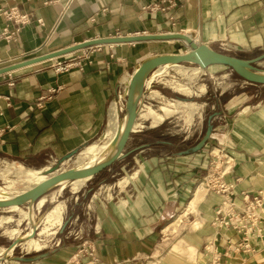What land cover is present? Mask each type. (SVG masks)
I'll return each instance as SVG.
<instances>
[{"label": "crops", "instance_id": "0c3cea01", "mask_svg": "<svg viewBox=\"0 0 264 264\" xmlns=\"http://www.w3.org/2000/svg\"><path fill=\"white\" fill-rule=\"evenodd\" d=\"M14 8L27 19L17 24L0 14V69L95 39L171 33L192 35L201 45L243 59L264 51V0H0L1 10ZM174 42L181 41L95 46L0 76V159L39 165L68 159L102 142L124 82L145 61L139 60L142 52L152 43ZM244 84L255 93L243 91L244 96L228 104L224 118L230 117V122L214 125L212 137L231 145L233 164L224 181L239 180L237 191L252 195L264 188V86ZM146 139L152 146L156 137ZM197 156L164 159L167 170L162 175L172 179L175 196L186 194L197 174L190 162ZM224 199L216 193L208 196L212 216ZM240 199L237 203L244 204ZM160 218L157 213L145 219L137 232L144 241L128 244L125 250L104 239L100 247L77 245L53 256L37 255L35 261L27 254L13 264H72L89 252L100 264H150L144 258L159 251L153 242L154 233H161L156 229ZM209 230L211 237L216 232L212 223ZM208 260L204 253V264Z\"/></svg>", "mask_w": 264, "mask_h": 264}, {"label": "rangeland", "instance_id": "374dc122", "mask_svg": "<svg viewBox=\"0 0 264 264\" xmlns=\"http://www.w3.org/2000/svg\"><path fill=\"white\" fill-rule=\"evenodd\" d=\"M150 46V49L142 52L140 61H146L158 56H181L190 51L189 47L182 42H174L170 46L166 43H152ZM213 50L227 53L216 48ZM263 52L261 51L259 55ZM259 67L264 69V62L260 63ZM191 77V74L184 73V71L171 69L164 77L156 79L150 89L143 91L141 99L131 116L135 117L134 128L138 124H144V128L132 134L126 147L125 157L110 173L91 180L77 194L71 190H66L56 203L48 204L40 213L36 211V206L34 205L30 204L28 206L25 204L21 206L25 211L32 212L35 225H40L47 213L56 204L61 203L62 206L66 207L63 225L57 230L56 236L52 238L45 249L31 253L30 259L37 260L35 258L37 255H43L44 257L53 256L77 245L81 246L80 249H89L94 246L100 247L104 239H108L109 242H113L116 246L121 244L124 249V246L128 244L144 241L137 234L138 230L144 227V223L147 222L144 220L161 213V218L156 223V229L159 228L161 233H154L156 241L153 242L159 246V251L154 253L155 255L153 253L150 254L144 260L150 264H156L160 261H163V264H173L174 261L204 264L203 245L206 238L209 237V227L213 219L207 199L209 195L215 193L213 190L219 185V180L221 179L218 173L221 175L226 174L223 168L226 164V156H229L228 148L231 145L229 146L224 141H214L212 136L216 132H212L203 149L194 154L198 155V158L190 162L197 174L188 183L186 194L182 198L175 196L174 192L171 191L172 179L170 178L169 180L166 175H162V171L167 170L164 159L178 156L180 152L193 148L206 134L208 120L215 113L224 112L223 115L214 117V125L218 127L225 125L226 122L229 123L230 117L224 118L228 112V104L234 102V100L238 101L239 98L244 96L243 91H246V93H255V91L232 75L222 65L204 69L203 73L195 80ZM171 80H177L182 85H187L191 88L192 94L187 91L177 92L176 86L171 83ZM203 88L206 89L205 94L201 92ZM151 91L160 93L163 98L153 96ZM260 91L264 92V89H260ZM224 92L227 93L224 94ZM177 96L181 99L176 98ZM247 97L249 99V96ZM171 100L194 102L204 104V106L195 114L192 123H189V111L185 109L172 118L166 119L161 125L153 121H144L143 114L146 107H150L157 114H162L161 107ZM154 129L158 130L157 137H168L170 142L181 143L180 147L151 148L153 146L149 145L152 142L150 139H146L144 134ZM222 131L224 135L227 134L225 130ZM86 149L87 147L65 160L50 159L41 162L39 165L32 163L23 164L28 168L34 169L49 168L50 177L59 171L81 169V166L77 165L75 161ZM159 159H163V161ZM146 160L151 161L150 165L142 169ZM4 161L8 160L0 159V168L4 165ZM138 170L141 172L136 175ZM133 176L134 178L123 190L114 186L121 179ZM227 176H224L223 179L225 180ZM201 182H204L207 189L202 202L198 204L194 211L188 213L182 220L177 221L179 216L184 214L197 186ZM179 184L181 186V183ZM94 196H96L95 199ZM173 223L175 224L171 225ZM168 227L169 229L167 230ZM150 228L154 229L155 225ZM105 232H107V238L104 235L100 236ZM136 234L138 237H133ZM22 238H27V234L23 233L18 240ZM13 243L5 239L2 236V231H0V247L5 248L4 254L0 256L1 264H13V262L29 257L19 247L20 244L9 250ZM63 247L64 249H62ZM77 250L79 252V249ZM135 252L136 250H133L129 252V255H134ZM261 252H264V250ZM89 253L83 254L82 259L78 258L80 261L75 260L72 264H100L91 260ZM253 256L242 257L238 255L237 262L238 264H252L253 259L244 263L243 258H251ZM261 256L263 258L264 254ZM259 264H264V260Z\"/></svg>", "mask_w": 264, "mask_h": 264}, {"label": "bare ground", "instance_id": "6f19581e", "mask_svg": "<svg viewBox=\"0 0 264 264\" xmlns=\"http://www.w3.org/2000/svg\"><path fill=\"white\" fill-rule=\"evenodd\" d=\"M171 69H177L184 71V73L191 74V78L193 80L197 79V77L203 73V69L201 68L185 66H168L165 68H159L152 72L148 71L141 78L137 88L129 99V113H131L136 108L141 99L143 91L150 89L151 85L156 79L164 77L165 74ZM171 83L176 86L175 88L177 89V92L187 91L189 94H192L191 88L187 85H182L177 80H171ZM151 92L153 96H159L163 98L160 93L156 91ZM201 92L205 94L206 89L203 88ZM203 106L204 104H198L194 102L171 100L168 101L165 106L161 107L162 114H157L150 107H146V110L143 114V119L145 122L153 121L154 123L161 125L166 121V119L172 118L174 115L185 109L189 111L188 121L189 123H192L195 114ZM143 128L144 124H138L134 128V132H139ZM121 138L122 127L119 121V106L118 102L115 101L111 108L109 126L106 133L102 137V142L87 147V149L76 159L75 163L80 165L81 169H95L105 166L114 156ZM232 161L233 160L230 156H226V164L223 168L226 172L231 169ZM149 165L150 161L146 160L142 169L147 168ZM49 172V168L34 169L26 167L21 162L4 161V165L0 168V201L27 185L47 179L50 175ZM64 172L66 171H59L54 175H59ZM140 172L141 171L138 170L136 175H138ZM134 176L121 179L115 184V187L123 190L129 184L131 179L134 178ZM90 181V177L66 181L67 185L63 187L61 192L53 188H44L31 192L20 198L14 202L6 212L0 215V231H2V236L9 242H16L23 233H26L27 238L20 243L19 247L26 254L42 251L48 246L52 238L56 236L57 230L63 225L66 207L62 206L61 203L56 204V206L47 213L45 219L40 223V225H35V219L32 215V212L25 211L21 208V206L25 204L28 206H30V204L34 205L36 206V211L40 213L48 204L56 203L57 200L64 194L63 191L71 190L73 193L77 194L82 191ZM108 189L110 188L108 187ZM206 192V185L204 182H201L197 186L184 214L179 216L177 221L182 220L183 217H185L188 213L194 211L198 204L202 202ZM95 198L96 196H94V199ZM174 224L175 223L171 225ZM168 229L169 227L167 230ZM4 252L5 248L0 247V256L4 254ZM262 254H264V252H261L260 254H257L251 258H244L243 261L246 263V261L253 259L252 264H259L264 260V257L262 258L261 256ZM1 263L2 261H0V264Z\"/></svg>", "mask_w": 264, "mask_h": 264}, {"label": "water", "instance_id": "95a60500", "mask_svg": "<svg viewBox=\"0 0 264 264\" xmlns=\"http://www.w3.org/2000/svg\"><path fill=\"white\" fill-rule=\"evenodd\" d=\"M151 41H181L189 47L190 51L187 54L181 56H158L146 60L141 65H139V67L134 70L132 74L126 79L118 96L119 121L122 127V138L118 143L117 149L112 159L105 166L100 168L66 171L59 175H54L48 177L47 179L27 185L0 201V215L6 212L14 202L31 192L44 188H53L61 192L63 187L67 185L66 181L84 179L88 177L93 180L95 178L110 173L117 166V164L125 157L126 147L132 134L134 133L135 117L131 116V113L134 110L129 113L128 103L132 93L137 88L139 81L148 71L152 72L159 68H165L168 66L196 67L204 70L211 66L222 65L225 66L232 75H234L241 81L252 85L264 86V69L259 67V64L264 62V53L252 59H242L236 56H232L228 53L213 50L207 45H201L198 41L193 38L192 35L183 33L95 39L75 45L73 47H69L67 49H63L41 57L14 64L9 67L1 68L0 76L7 75L9 73L15 72L17 70L29 66L54 60L65 55L78 52L87 48H92L95 46L98 47L103 45L131 44ZM178 99L181 98L178 97ZM223 114L224 112L220 111L219 113H215L213 116H211L208 120V129L206 134L204 135L203 141L196 147L188 149L184 152H180L178 156H190L201 151L205 146L206 142L210 139L212 132L214 131V117ZM65 191H63V193H65ZM25 239L26 238H22L14 242L12 245L13 247L11 246L9 250L14 249L15 246L20 244Z\"/></svg>", "mask_w": 264, "mask_h": 264}, {"label": "built area", "instance_id": "2783aa9c", "mask_svg": "<svg viewBox=\"0 0 264 264\" xmlns=\"http://www.w3.org/2000/svg\"><path fill=\"white\" fill-rule=\"evenodd\" d=\"M0 14L17 24L25 23L27 19L19 15L16 8L9 11L0 9ZM7 34L6 30L4 35ZM226 175L227 172L223 175L218 173L221 180L215 191L212 189L225 199L213 211L211 223L216 232L204 247V253L209 257L207 264H238V255L248 257L264 250V188L252 195L239 193L237 185L240 181H224ZM239 196H242L240 201L244 204L237 203Z\"/></svg>", "mask_w": 264, "mask_h": 264}, {"label": "trees", "instance_id": "16d2710c", "mask_svg": "<svg viewBox=\"0 0 264 264\" xmlns=\"http://www.w3.org/2000/svg\"><path fill=\"white\" fill-rule=\"evenodd\" d=\"M178 98V96L176 97ZM157 132L158 130L157 129H154V130H151V131H147L144 136L145 137H153L155 136L156 137V140H155V143L153 144L154 145V148L155 147H168V146H171V142L169 141V138L168 137H157ZM152 145V146H153Z\"/></svg>", "mask_w": 264, "mask_h": 264}, {"label": "flooded vegetation", "instance_id": "af4514ba", "mask_svg": "<svg viewBox=\"0 0 264 264\" xmlns=\"http://www.w3.org/2000/svg\"><path fill=\"white\" fill-rule=\"evenodd\" d=\"M203 139H204V136L199 140V142L195 145V146H193V147H196V146H198L202 141H203ZM175 146V142L173 143V142H171V146H168L169 148H175L174 147Z\"/></svg>", "mask_w": 264, "mask_h": 264}]
</instances>
